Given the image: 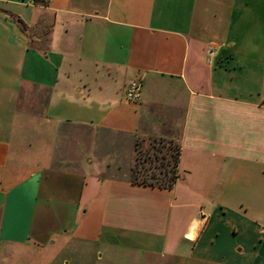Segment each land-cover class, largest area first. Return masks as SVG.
<instances>
[{
	"label": "crops",
	"instance_id": "0c3cea01",
	"mask_svg": "<svg viewBox=\"0 0 264 264\" xmlns=\"http://www.w3.org/2000/svg\"><path fill=\"white\" fill-rule=\"evenodd\" d=\"M151 138L178 145L169 187L131 180ZM248 193L264 203V0H0L2 259L143 237L149 258L264 264Z\"/></svg>",
	"mask_w": 264,
	"mask_h": 264
},
{
	"label": "rangeland",
	"instance_id": "374dc122",
	"mask_svg": "<svg viewBox=\"0 0 264 264\" xmlns=\"http://www.w3.org/2000/svg\"><path fill=\"white\" fill-rule=\"evenodd\" d=\"M154 139H156L154 141ZM141 141V140H140ZM151 144H154V146H151ZM177 148V143L173 139L169 138H151L143 141L142 143L138 144V158H139V165H137V168H143L145 169L147 174L154 173V175H158V171L160 170L161 173L164 171L166 167H171V165H174L172 163V156L171 153H173ZM167 159L170 161L168 165L165 164V161ZM146 160H150L151 164L149 165ZM143 161V163H142ZM162 162V163H161ZM145 167H143V165ZM156 165V167H154ZM175 172V170H174ZM162 176V175H161ZM177 178V174L175 179ZM155 179V178H154ZM236 195V194H235ZM241 195V194H240ZM236 197V196H235ZM234 204H237L241 207V210L250 214L257 215V211L263 212L264 211V203L261 206L259 205V199L258 195L256 193H248L247 195H244L243 197H237V200L232 201ZM239 203H243L244 205H239ZM245 206H248L251 211L245 209ZM262 208L261 210L259 209ZM254 210V211H253ZM263 210V211H262ZM73 212V208H69L67 211L66 218L69 221L71 219ZM260 221L264 223V216L261 215L259 217ZM139 245L137 247V253L133 251L126 250L125 248H121V254L116 256H111V258L107 261L99 260L93 256V252L97 250L95 246L90 245H82V250L86 251L87 256L84 257V264H192L188 260H185L183 258L178 259V261H174L171 259L168 255H166L164 252L157 251L155 255H152L150 258L149 256H146L143 251H145L148 246L146 245V239L141 237L139 239ZM122 242L124 243L125 240L123 239ZM66 243L69 244V249H75L76 242L72 241L71 239H66ZM58 246L55 245L54 247L48 248L46 252H44L42 255H35L29 256L28 253H21L19 256L14 257H8L7 260L2 259L0 257V264H62L61 261L63 258H67L66 253L68 250H61L57 253ZM101 248V247H99ZM101 250V249H100ZM142 251V252H141ZM112 259V260H111ZM114 259V260H113ZM72 264V263H71Z\"/></svg>",
	"mask_w": 264,
	"mask_h": 264
},
{
	"label": "trees",
	"instance_id": "16d2710c",
	"mask_svg": "<svg viewBox=\"0 0 264 264\" xmlns=\"http://www.w3.org/2000/svg\"><path fill=\"white\" fill-rule=\"evenodd\" d=\"M155 140L156 139H154V141ZM142 142H143V140H141V141L137 140L135 143V161H134V164L131 168V180L134 182L150 184V185H158V186H163V187L171 186L173 181L175 180V177H176V163L178 160V152H179L178 151V145H177L176 150L173 153H171L172 163L174 165H171V167H166L162 173L159 170L158 175H154V173L147 174L145 172L146 170L143 168H140V169L137 168V165H139V162H140L139 158H138L137 146H138V144H140ZM151 146H154V144H151ZM146 162L149 165L151 164L150 160L149 161L146 160ZM169 162L170 161L167 159V161H165V164L168 165ZM142 163H143V161H142ZM143 167H145V165H143ZM154 167H156V165H154ZM174 170H175V172H174Z\"/></svg>",
	"mask_w": 264,
	"mask_h": 264
},
{
	"label": "built area",
	"instance_id": "2783aa9c",
	"mask_svg": "<svg viewBox=\"0 0 264 264\" xmlns=\"http://www.w3.org/2000/svg\"><path fill=\"white\" fill-rule=\"evenodd\" d=\"M212 53V51H210ZM140 81L130 80L125 87V98L130 101H136L139 98Z\"/></svg>",
	"mask_w": 264,
	"mask_h": 264
}]
</instances>
